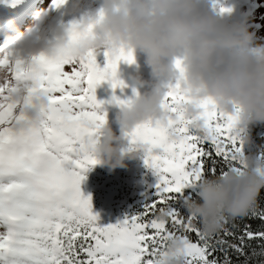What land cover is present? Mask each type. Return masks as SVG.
Wrapping results in <instances>:
<instances>
[{
	"label": "snow or ice",
	"instance_id": "1",
	"mask_svg": "<svg viewBox=\"0 0 264 264\" xmlns=\"http://www.w3.org/2000/svg\"><path fill=\"white\" fill-rule=\"evenodd\" d=\"M66 2L52 0L51 8L59 10ZM103 55V69L94 53L61 64L41 55L32 58L38 67H28L0 49V70L12 78L0 81V264H157L170 236L187 242L188 264H233L229 249L245 256L247 264L248 242L264 240V229L245 225L241 234L234 221H227L223 231L207 237L197 220L173 207L186 188L195 187L209 172L216 175L219 165L240 170L232 159L240 150L230 134L234 118L208 111L206 126L214 137L205 142L193 135L182 116L173 119L179 115L175 102L182 99L178 84L168 93L167 122L146 123L129 134L131 144L145 146V166L156 178L154 192L141 213L98 226L91 197L81 192L85 174L98 163L88 150L90 139L107 116L96 88L107 82L122 89L118 65L134 62L130 51ZM24 79L36 85L30 93L43 91L50 101L47 123L32 139L15 137L11 125L23 117L5 92V85ZM112 102L124 103L115 95ZM220 174H226L223 167ZM164 210L170 217L167 224L156 219ZM248 217L264 221V210L256 207ZM217 252L223 253V261ZM253 255L264 257V247Z\"/></svg>",
	"mask_w": 264,
	"mask_h": 264
},
{
	"label": "clouds",
	"instance_id": "2",
	"mask_svg": "<svg viewBox=\"0 0 264 264\" xmlns=\"http://www.w3.org/2000/svg\"><path fill=\"white\" fill-rule=\"evenodd\" d=\"M59 10L79 18L74 24L63 23L51 10L41 9L33 13L36 27L26 32L9 20L0 49L28 67H38L32 58L41 55L61 64L84 60L89 53L130 51L134 62L127 64L137 65L142 56L151 77L133 76L132 97L123 104L110 103L119 109V134L107 120L97 128L88 145L96 166L112 172L143 153L145 146L131 144L129 134L146 123L167 122L168 93L178 84L182 99L175 102L179 115L173 119L182 116L183 126L208 142L215 132L206 126V112L231 116L230 134L240 149L232 154L239 171L205 175L195 185L199 199L183 198L186 216L213 237L227 221L246 217L258 207L264 189V152L245 148L253 143L251 130L264 125V44L250 31L247 19L234 21V9L218 0H102L96 10H86V0H67ZM11 79L0 70V81ZM34 87L32 79L5 85L8 102L23 117L11 125L18 139L35 138L47 123L49 96L43 91L30 93ZM156 219L167 224V210L157 213ZM157 264H188L187 242L170 236Z\"/></svg>",
	"mask_w": 264,
	"mask_h": 264
},
{
	"label": "rangeland",
	"instance_id": "3",
	"mask_svg": "<svg viewBox=\"0 0 264 264\" xmlns=\"http://www.w3.org/2000/svg\"><path fill=\"white\" fill-rule=\"evenodd\" d=\"M218 2L234 9L232 16L234 21L247 19L250 31L256 34L258 42L264 41V15L259 12L261 6H254V2L258 4L263 2L262 0H254V2L253 0H218ZM51 3L52 0H19L13 5L12 0H0V47L5 44V32L9 20H14L19 25L20 31L24 32V30L28 31L30 28L36 27L33 13L41 9L51 10L56 20L58 14L62 13V20L58 21L63 23H71L74 19L79 18L78 16L67 15L65 10L64 12L53 10ZM101 4L102 0H86V10L99 9ZM243 7H248L249 12L242 13ZM97 64L101 69L105 67L106 60L103 54L97 56ZM137 65L129 66L125 62L120 63L118 78L127 85V87H123L124 89H133L132 77L137 74L142 75L145 80L151 79L149 69L144 65L142 56L138 55ZM118 90L119 88L113 90L110 83L105 82L96 88L95 94L98 101L105 102L111 99L113 95H117ZM104 110L107 113L106 120L109 126L119 134L118 125L113 124L119 110L115 113V117L111 113L116 111V107L111 106V104L106 106L104 103ZM112 117L115 121L110 119ZM251 137L253 143L251 146L246 147L245 151L251 153L258 150L262 151L259 139L264 138V125L254 127L251 130ZM125 164L127 167L117 168L112 172L105 167L95 166L85 174L86 179L81 184L82 194L85 197H91L92 214L98 217L97 224L101 228L115 225L124 221L127 217L141 213L146 203V197H151L154 192L152 186L155 185L156 178L152 171L145 166L143 153L137 155L135 159L125 160ZM221 167L224 168V171L227 170L226 166L219 165L216 175H220ZM208 176H212V174L209 172ZM197 192L198 190L195 187L186 188L183 197L178 198L173 207L183 213L185 210L182 207L183 198L191 197L194 199ZM126 194L130 200L121 205V196L124 198ZM0 231H4V229L0 228ZM262 247H264V240L258 239V241H255L253 239L249 241L247 257L255 260L258 255L254 256L253 253H259ZM261 258L264 257L261 256ZM232 262L233 264L240 263V261Z\"/></svg>",
	"mask_w": 264,
	"mask_h": 264
},
{
	"label": "trees",
	"instance_id": "4",
	"mask_svg": "<svg viewBox=\"0 0 264 264\" xmlns=\"http://www.w3.org/2000/svg\"><path fill=\"white\" fill-rule=\"evenodd\" d=\"M132 95H133L132 89H124V88L120 89L119 88L118 94L115 96L121 100H127V99H130L132 97ZM110 100L111 99H109L108 102ZM259 140L261 141V146H264V138H261ZM261 150H262V152H264V149L261 148ZM195 199L198 200L199 197L196 196ZM129 200L130 199L128 198V195L126 194V196L124 198H122L120 204L123 205L125 201H129ZM258 210H264V189H262L261 193H260ZM184 212H185L184 215H187L186 210H184ZM234 223H236L238 225L237 231L241 234L243 232V228L245 225H251V227L254 230L264 229V221H261L258 218L252 219V218H249L248 216L237 219L234 221ZM255 241H258V239H255ZM228 251L230 254L229 258L232 259V261H240V263H238V264H244L245 263V256L238 255L234 251H232L231 249H229ZM214 255L218 256L220 258V260L223 261V253L222 252H217ZM247 255H248V246L246 248V256ZM247 264H264V258H261V256H257V258L255 260L249 259L247 261Z\"/></svg>",
	"mask_w": 264,
	"mask_h": 264
},
{
	"label": "bare ground",
	"instance_id": "5",
	"mask_svg": "<svg viewBox=\"0 0 264 264\" xmlns=\"http://www.w3.org/2000/svg\"><path fill=\"white\" fill-rule=\"evenodd\" d=\"M262 1H263V2L257 4V3H255L254 0H253V2H254V6H255V7H257V5H258V6H261L260 9H259V12H260L262 15H264V0H262ZM62 12H64V10H62ZM241 12H242V13H247V12H249V8H248V7H243ZM61 15H62V13H59V14H58L57 20H62ZM24 32H26V30H24ZM259 43L264 44V41H260Z\"/></svg>",
	"mask_w": 264,
	"mask_h": 264
},
{
	"label": "flooded vegetation",
	"instance_id": "6",
	"mask_svg": "<svg viewBox=\"0 0 264 264\" xmlns=\"http://www.w3.org/2000/svg\"><path fill=\"white\" fill-rule=\"evenodd\" d=\"M184 213H185V212L183 211V213H182V214L184 215Z\"/></svg>",
	"mask_w": 264,
	"mask_h": 264
}]
</instances>
